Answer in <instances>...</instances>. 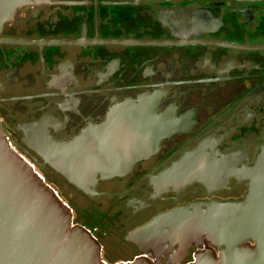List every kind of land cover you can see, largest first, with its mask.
Listing matches in <instances>:
<instances>
[{
  "label": "flooded vegetation",
  "instance_id": "1",
  "mask_svg": "<svg viewBox=\"0 0 264 264\" xmlns=\"http://www.w3.org/2000/svg\"><path fill=\"white\" fill-rule=\"evenodd\" d=\"M0 125L42 180L87 205L80 216L56 193L98 242L102 263L217 255L201 236L137 231L175 210L246 197L264 153V0L23 5L0 30ZM128 129L149 149L124 174L81 180L83 190L49 163L79 167L111 137L121 147ZM69 140V154L55 148Z\"/></svg>",
  "mask_w": 264,
  "mask_h": 264
},
{
  "label": "water",
  "instance_id": "2",
  "mask_svg": "<svg viewBox=\"0 0 264 264\" xmlns=\"http://www.w3.org/2000/svg\"><path fill=\"white\" fill-rule=\"evenodd\" d=\"M47 1L0 0V30L18 8ZM135 133L128 129L121 147L111 137L110 147L94 154V160L92 155H86L88 161L79 167L61 166L54 157L48 160L69 182L86 190L81 180L92 181L97 174L102 177L124 174L133 161L147 155L149 148L142 147L145 140L136 139ZM54 143L56 149L68 154L73 147V140ZM118 157L125 162L116 167ZM167 225L171 229L167 230ZM155 229L187 238L201 236L217 247V255L206 248L197 252L190 264H264V153L254 165L248 193L242 201L212 202L205 209L192 206L175 210L141 226L137 234ZM0 264H104L99 258L98 242L86 229L72 224L69 208L9 148L1 125ZM115 264L154 263L137 258Z\"/></svg>",
  "mask_w": 264,
  "mask_h": 264
},
{
  "label": "rangeland",
  "instance_id": "3",
  "mask_svg": "<svg viewBox=\"0 0 264 264\" xmlns=\"http://www.w3.org/2000/svg\"><path fill=\"white\" fill-rule=\"evenodd\" d=\"M44 181V180H42ZM45 182V181H44ZM46 183V182H45ZM46 185L51 188L55 193H59L62 195L63 201L64 203L68 204V206L72 209H74L78 215L80 216H84L85 212H82V210L86 211L87 210V205L86 204H81L79 203L75 198H74V194L72 193L71 190H69L68 188L62 187L60 185H58L55 181H53V179L49 180ZM70 209V210H71ZM104 246L107 249V252L112 253L115 252L116 254H118V252H120L118 249H110V246L108 245V240H104ZM113 248V247H111ZM122 254V253H120ZM119 257L123 256L119 255Z\"/></svg>",
  "mask_w": 264,
  "mask_h": 264
}]
</instances>
